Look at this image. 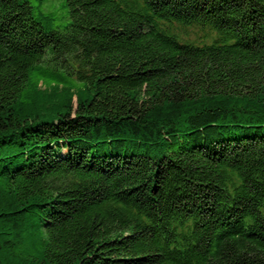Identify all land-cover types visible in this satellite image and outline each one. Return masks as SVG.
Wrapping results in <instances>:
<instances>
[{
	"label": "trees",
	"instance_id": "trees-1",
	"mask_svg": "<svg viewBox=\"0 0 264 264\" xmlns=\"http://www.w3.org/2000/svg\"><path fill=\"white\" fill-rule=\"evenodd\" d=\"M34 1L0 0V264H264V0Z\"/></svg>",
	"mask_w": 264,
	"mask_h": 264
},
{
	"label": "rangeland",
	"instance_id": "rangeland-1",
	"mask_svg": "<svg viewBox=\"0 0 264 264\" xmlns=\"http://www.w3.org/2000/svg\"><path fill=\"white\" fill-rule=\"evenodd\" d=\"M32 1L37 4V2H35L34 0H32ZM64 1L65 0H52L48 4H45L44 6L40 7L39 9H36L35 14L37 16L40 15V13L43 11V9H45V10H55L54 12H58L59 13V18L57 20H54V24H56V25L63 24L64 21H66L65 17H63L65 12L62 9ZM173 27H174V29H177L178 31H180L181 34H183L186 37L191 38V39L192 38L198 39L199 37H201L203 35L204 36L207 35L211 31V30H209L207 28H201V27L195 26V25L181 26L179 24H174Z\"/></svg>",
	"mask_w": 264,
	"mask_h": 264
}]
</instances>
